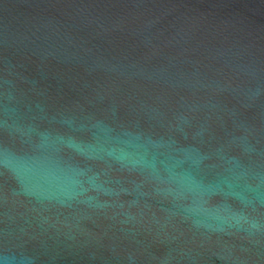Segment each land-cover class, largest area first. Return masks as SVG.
<instances>
[{
    "label": "water",
    "instance_id": "obj_1",
    "mask_svg": "<svg viewBox=\"0 0 264 264\" xmlns=\"http://www.w3.org/2000/svg\"><path fill=\"white\" fill-rule=\"evenodd\" d=\"M0 264H264V0H0Z\"/></svg>",
    "mask_w": 264,
    "mask_h": 264
}]
</instances>
